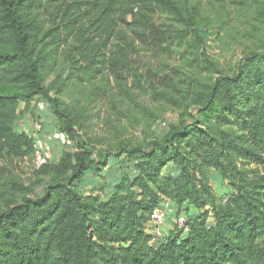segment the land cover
<instances>
[{
  "label": "trees",
  "instance_id": "16d2710c",
  "mask_svg": "<svg viewBox=\"0 0 264 264\" xmlns=\"http://www.w3.org/2000/svg\"><path fill=\"white\" fill-rule=\"evenodd\" d=\"M31 1L38 10L50 9L48 27L25 15ZM43 2L0 0V39L14 42L11 52L0 53V73L15 74L0 84V159L34 156L39 146L14 131L22 101L42 96L52 104V116H65L63 130H80L44 83L45 52L53 59L60 55L67 72L103 69L118 75L117 55L127 56L122 46L112 47L121 27L155 52L192 32L174 0H46L48 7ZM166 14L184 29L159 23ZM261 58L264 48L244 61ZM12 63L20 67L6 70ZM243 73L244 67L233 77L221 73L204 85L195 80L193 107L164 134L123 145L119 152H95L81 139L76 150L38 167L41 189L0 208V264H264L263 94L255 92L256 102L243 115L242 135L219 133L214 122L202 126L222 82L239 83ZM255 79L252 85H264V76ZM37 148L45 151V145ZM237 155L253 156L261 168L241 169L233 159ZM212 179L227 187L220 202L214 201ZM165 199L170 213L163 236L152 243L150 215ZM207 202L211 211L191 214ZM179 214L187 218L189 231L175 224Z\"/></svg>",
  "mask_w": 264,
  "mask_h": 264
},
{
  "label": "rangeland",
  "instance_id": "374dc122",
  "mask_svg": "<svg viewBox=\"0 0 264 264\" xmlns=\"http://www.w3.org/2000/svg\"><path fill=\"white\" fill-rule=\"evenodd\" d=\"M174 1L189 20L188 29L192 30L189 38L182 41L175 37L171 45L155 52L133 38L130 30L121 27L112 46L117 50L121 49L117 46L120 45L127 51L126 57L121 53L117 55L118 75L103 69L97 74L91 71L82 74L74 69L67 72L60 55L53 59L45 52L44 83L51 88L50 94L59 99V109L71 113L80 130L77 133L63 130L67 124L65 116H52L49 112L52 104L37 96L19 103L14 131L25 132L38 140L39 146L45 145L42 152L46 162H56L64 151L76 150L75 145L81 139L95 152L110 149L119 152L123 145L137 146L147 137L164 134L177 125L183 113L193 107L196 97L190 85L195 80L204 85L212 76L219 77L222 73L233 77L244 67L239 83L222 82L214 111L202 125L214 122V125L219 124V133L242 135L243 115L256 102L255 92L264 97V85H252L257 74L264 76V58L259 62L244 61L247 54L264 48L261 44L264 41V0ZM46 3L44 0L43 4ZM23 11L28 19L48 27L50 9L38 10L35 1H31ZM158 22L174 28L185 27H180L174 16L168 14ZM13 48L14 42L9 37L0 39V53L11 52ZM19 67L12 63L6 70ZM7 75L11 79L15 76L0 73V84H6L4 76ZM37 124L41 125L40 130ZM233 159L247 171L261 168L253 156L237 155ZM0 160V208L17 203L25 194L33 195L36 188L41 189V175L32 154ZM102 171L105 173L106 169ZM103 175L99 176L100 182L105 184ZM209 184L215 194L214 201L220 202L227 194V187L213 179ZM209 210L211 204L207 202L204 208L194 209L191 214L195 217ZM166 223L172 226L170 219Z\"/></svg>",
  "mask_w": 264,
  "mask_h": 264
},
{
  "label": "built area",
  "instance_id": "2783aa9c",
  "mask_svg": "<svg viewBox=\"0 0 264 264\" xmlns=\"http://www.w3.org/2000/svg\"><path fill=\"white\" fill-rule=\"evenodd\" d=\"M37 129H41V125L37 124ZM39 147L38 144H36V152L34 155V164L36 167H41L45 163H47L46 156L37 148ZM170 213V201L168 199H165V201L155 208L153 212L150 215L149 220V229L152 234L151 242L154 243L157 239L161 238L163 236V226L164 223L169 216ZM175 224L178 226L179 229L183 230L184 232L189 231V227H187V218L179 214L174 218Z\"/></svg>",
  "mask_w": 264,
  "mask_h": 264
}]
</instances>
